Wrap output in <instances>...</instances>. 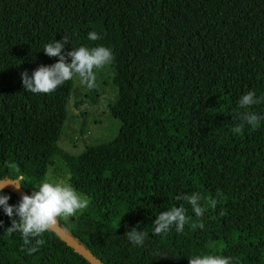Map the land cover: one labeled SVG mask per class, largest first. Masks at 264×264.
Masks as SVG:
<instances>
[{
    "label": "trees",
    "instance_id": "obj_1",
    "mask_svg": "<svg viewBox=\"0 0 264 264\" xmlns=\"http://www.w3.org/2000/svg\"><path fill=\"white\" fill-rule=\"evenodd\" d=\"M64 36L65 52L103 45L115 56L108 110L118 131L78 154L57 143L72 80L33 94L21 78L54 64L43 47ZM248 91L264 96V0H0V179L31 195L49 167L63 166L90 205L58 225L102 264H189L194 255L264 264V121L232 131ZM250 110L264 115V102ZM194 192L219 201L204 229L154 235L155 218L174 206L195 222L175 199ZM0 221V264H90L54 232L28 255L19 233H5L2 206ZM134 227L142 246L125 234Z\"/></svg>",
    "mask_w": 264,
    "mask_h": 264
},
{
    "label": "clouds",
    "instance_id": "obj_2",
    "mask_svg": "<svg viewBox=\"0 0 264 264\" xmlns=\"http://www.w3.org/2000/svg\"><path fill=\"white\" fill-rule=\"evenodd\" d=\"M88 39L95 42L102 37L96 31H90ZM67 43L68 37L64 36L62 40H55L44 45V53L49 57H58V60L52 65H40L31 75L27 71L21 73L23 87L26 91L33 94H51L58 87L73 79L78 80L79 84L88 90L98 86L97 72L109 68L115 60L112 50L99 45L80 46L65 52ZM262 102H264V96L257 97L254 91H248L239 98L238 107L244 111L237 113L234 117L239 119V123L232 129L234 134L242 133L246 126L253 131L260 126L261 121H264V115L250 109ZM9 167L14 166L9 165ZM15 171H20L18 166H15ZM9 185L19 191L23 183L17 179L0 182V206L11 218V226L6 228L5 233L9 236L19 233L23 241L21 250L28 255L39 251L40 247L45 244L43 238L45 233L56 231L61 218L74 217L87 210L90 205V199L70 184L47 179L42 181L31 195L23 194L20 201L12 205L8 203L10 196L2 194L3 189ZM216 195L217 197L223 196L219 191ZM175 199L186 201L191 205L196 217L195 222L191 216L187 215L185 207L174 206L160 212L155 218L154 235L167 234L173 227L177 233H184L186 225H190L193 230H203L205 225L202 218L205 212L209 208L215 209L219 202L215 198H206L198 192L180 194ZM220 215H225V213L221 211ZM2 224L3 221H0V225ZM125 234L133 245H143L145 240L143 231H138L134 227ZM189 264H238V261L221 255H194L189 257Z\"/></svg>",
    "mask_w": 264,
    "mask_h": 264
},
{
    "label": "rangeland",
    "instance_id": "obj_3",
    "mask_svg": "<svg viewBox=\"0 0 264 264\" xmlns=\"http://www.w3.org/2000/svg\"><path fill=\"white\" fill-rule=\"evenodd\" d=\"M112 73L111 65L98 71V86L92 90L80 85L78 80H72L71 95L66 104V119L57 140L65 152L78 154L85 146L107 143L116 135L119 122L108 110V105L116 98V88L110 81ZM45 179L67 183L66 170L56 164L48 168ZM72 218L60 220L69 221ZM209 250L205 249L206 252Z\"/></svg>",
    "mask_w": 264,
    "mask_h": 264
},
{
    "label": "water",
    "instance_id": "obj_4",
    "mask_svg": "<svg viewBox=\"0 0 264 264\" xmlns=\"http://www.w3.org/2000/svg\"><path fill=\"white\" fill-rule=\"evenodd\" d=\"M4 179H0V182H4ZM5 190H9L16 194L18 199L20 200L23 194H26L22 189H19L17 191L14 187L11 185L4 188ZM54 233L67 244L69 247H71L76 253L80 254L85 260H87L90 264H102L97 258H95L90 252H88L85 248L80 246L72 237H70L68 234H66L63 229L57 225L56 231Z\"/></svg>",
    "mask_w": 264,
    "mask_h": 264
}]
</instances>
